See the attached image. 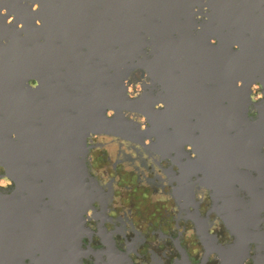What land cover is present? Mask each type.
Instances as JSON below:
<instances>
[{
  "label": "water",
  "instance_id": "obj_1",
  "mask_svg": "<svg viewBox=\"0 0 264 264\" xmlns=\"http://www.w3.org/2000/svg\"><path fill=\"white\" fill-rule=\"evenodd\" d=\"M4 5L0 264H135L106 227L113 195L91 171L93 135L200 172L203 256L180 247L172 264H264V0ZM137 70L148 79L132 93Z\"/></svg>",
  "mask_w": 264,
  "mask_h": 264
},
{
  "label": "flooded vegetation",
  "instance_id": "obj_2",
  "mask_svg": "<svg viewBox=\"0 0 264 264\" xmlns=\"http://www.w3.org/2000/svg\"><path fill=\"white\" fill-rule=\"evenodd\" d=\"M4 1L0 7H7ZM147 79L145 72L135 71L128 80L132 93H137ZM89 145L91 171L113 195L106 227L116 233L119 246L131 252L135 264H172L180 247L198 262L203 247L191 214L198 208L206 215L212 205L210 192L197 183L200 172L184 167L178 158H165L114 136L93 135ZM211 218V231L224 242L231 241L217 216L212 214ZM89 226L98 229L93 220ZM92 244L100 247L101 241L95 237ZM208 264L218 261L213 256Z\"/></svg>",
  "mask_w": 264,
  "mask_h": 264
}]
</instances>
